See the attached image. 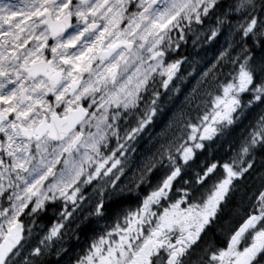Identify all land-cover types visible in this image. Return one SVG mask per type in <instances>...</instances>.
<instances>
[{"label":"snow or ice","instance_id":"snow-or-ice-1","mask_svg":"<svg viewBox=\"0 0 264 264\" xmlns=\"http://www.w3.org/2000/svg\"><path fill=\"white\" fill-rule=\"evenodd\" d=\"M256 2L236 8L256 14L235 75L205 83L229 0H0V264H264ZM241 108L249 130L228 140Z\"/></svg>","mask_w":264,"mask_h":264},{"label":"rangeland","instance_id":"rangeland-1","mask_svg":"<svg viewBox=\"0 0 264 264\" xmlns=\"http://www.w3.org/2000/svg\"><path fill=\"white\" fill-rule=\"evenodd\" d=\"M23 4L21 5V7L19 8V10L24 8V0ZM254 2H256V0H254ZM239 3V0H229V4L231 5L233 11H232V15H235L236 18L235 19H229L227 16L226 17H222L221 18V23H220V27L221 30L224 31L226 33V35H231L232 39L229 40H222L221 44H222V48L223 49H227V51L225 52V56L221 57L219 60L215 61L216 66L214 68L211 69V71L208 73V76L206 77L205 83L207 82H211V83H216V79L213 80V75H215V68L220 64L223 63L224 65H226V67H231L233 65H235V60H237V56L233 55V51L234 48L236 47V45L239 43L240 39H239V35H237L238 32L242 31L244 27L247 26V24L249 23L248 19L246 18L247 15L249 14V12L251 11L250 8L245 7L243 5H241L239 7V12L237 13L236 8L237 5ZM259 3L256 2V11L259 10ZM256 11H251L252 15L256 14ZM212 23H215V21H212ZM201 29L199 28H195L194 29V35L193 38H196L197 36L199 37V39H197V44L200 45V48H196L192 45H189V47L193 50L194 53H199V55L195 56V60H194V64H195V68L197 70V72L203 71L205 68L209 67L210 65V57L208 55L205 54L204 51H202L201 49L207 48L208 47V42H205L204 40V36L200 35ZM231 43L233 45L232 48L228 47V44ZM192 65H189V68H191ZM193 101L190 105L186 106V112L189 115V112L192 110V106L194 105ZM197 102V101H196ZM244 113H246V109L244 111ZM188 115L185 117V119L187 120ZM227 130L229 131V129L227 128ZM37 233V231H36ZM35 234V232H34ZM14 260H16V258H14ZM18 264H25V258L21 257V259L17 260Z\"/></svg>","mask_w":264,"mask_h":264},{"label":"trees","instance_id":"trees-1","mask_svg":"<svg viewBox=\"0 0 264 264\" xmlns=\"http://www.w3.org/2000/svg\"><path fill=\"white\" fill-rule=\"evenodd\" d=\"M242 55V52L238 55V59L239 57ZM237 65H233L232 67H226L225 65L219 67L216 69L215 71V77H217V80H225L228 78H232V75H234V70L236 69ZM245 109L242 111V113H244ZM245 115V114H244ZM246 119H244L242 122H240L237 125L238 128V132L240 131V134H246V132L249 130V126L251 124V121L253 119V113H247L246 115ZM250 183H252V185H257L258 182H254V181H250Z\"/></svg>","mask_w":264,"mask_h":264},{"label":"clouds","instance_id":"clouds-1","mask_svg":"<svg viewBox=\"0 0 264 264\" xmlns=\"http://www.w3.org/2000/svg\"><path fill=\"white\" fill-rule=\"evenodd\" d=\"M179 103H180V100L178 99V100L176 101V104L179 105Z\"/></svg>","mask_w":264,"mask_h":264},{"label":"flooded vegetation","instance_id":"flooded-vegetation-1","mask_svg":"<svg viewBox=\"0 0 264 264\" xmlns=\"http://www.w3.org/2000/svg\"><path fill=\"white\" fill-rule=\"evenodd\" d=\"M19 259H21V257H17V258H16V261L19 260Z\"/></svg>","mask_w":264,"mask_h":264}]
</instances>
